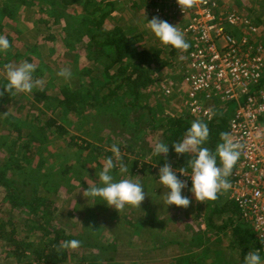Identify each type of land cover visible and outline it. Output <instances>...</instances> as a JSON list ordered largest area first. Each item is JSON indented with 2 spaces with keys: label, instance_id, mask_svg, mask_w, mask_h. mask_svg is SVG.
<instances>
[{
  "label": "rangeland",
  "instance_id": "rangeland-1",
  "mask_svg": "<svg viewBox=\"0 0 264 264\" xmlns=\"http://www.w3.org/2000/svg\"><path fill=\"white\" fill-rule=\"evenodd\" d=\"M4 1L0 0V8ZM25 1L30 3L22 4L18 12L20 28L11 29L8 22L0 16V35L6 37V29H11L8 34V39L11 40L9 56L0 55V80H5V64L28 62L24 57L21 58L26 50L31 49L33 54L37 52L40 56L31 57V60L35 64L43 61L44 65L40 74H34V79L41 83L33 89L32 94H16L14 102L6 106L0 103V136L8 138L9 135L4 146H1L0 140V169L4 164L2 155H5L8 147L11 151L16 139L15 133L3 129L5 116L10 115L23 122L29 110L37 115L38 105L32 110L33 103H30L34 94L41 91L43 94H55L58 86L59 90H66L61 91V96L57 95L61 98L57 103L59 114L56 115V118L59 116L57 124L64 129L66 135L62 136L63 138L59 134L51 135L48 147H41L40 151L29 159L30 162L22 163L33 172L41 159L49 161L48 156L52 155L55 164L62 168L47 171L51 172L50 175L54 174L47 178L50 184L48 194L44 192L46 188L37 185L38 181L26 186L25 179L17 177L14 181L20 184L19 189L26 191L23 201L5 199L4 189L0 187V217L18 227L12 234L13 240L33 242L36 247L43 244L41 229L26 239L28 231L32 230L31 213L28 214L31 206L23 207L22 212L19 207L28 204L24 203L26 201L36 204L34 201L37 198H44L50 205L52 214L41 223L46 227L51 226V238L56 237L57 233H63L59 240L63 244L67 240L80 241L76 249H67L69 259L66 264H89L88 261L91 260L96 264H239L241 253L232 237L231 229H216L227 224L226 217L213 215V227L205 222L206 210H212L209 207L212 201H196L189 191L190 187H185L182 195L190 200L187 208L164 205L165 190L155 179L160 167L154 162L158 161V158L162 159L164 154L159 157L153 154L155 144L160 142L161 137L157 132L150 131V122L153 120L158 125L164 116L159 112L154 119L145 115L143 107L150 109V98L143 94L136 104L129 93L124 95L121 90L118 96L108 100L106 104L102 101L100 89L106 84L104 71L109 59L105 56L99 57V50L90 45L92 40L89 35L91 32L95 34L98 24L89 23L90 20L97 21L95 17L99 13L94 11L99 6H102L103 11H108L110 7H105L106 3L114 4L111 16L101 28L103 31H111L117 26L127 35L140 38L137 47L140 45L149 50H163L166 46L157 41L146 23L155 16V4H152L151 0H90L86 11L80 3L65 9L59 3L55 5L59 0H50V3L47 0ZM228 4L233 5L231 8L235 9V12H242L249 17L252 25L257 28L259 35L256 44L263 48L264 57V0H225V6ZM64 15L67 21L61 18ZM166 49L168 52L167 47ZM45 66L47 69L43 71ZM65 68L73 73L68 82L57 76V73ZM169 69L171 68L165 71L170 74H163L166 79L162 77V72L161 77H158L161 86L162 83L169 82L173 85L171 79L167 78L173 74ZM156 70L157 68H154L152 74L160 76L155 75ZM2 88L4 89L0 84V90ZM0 92L1 95L2 90ZM60 101L65 102L63 106H60ZM213 101L211 100L210 109L216 114L221 110L214 107ZM39 106L41 107V104ZM175 108L183 116L187 114L183 101ZM69 139L73 140L68 141ZM113 144L119 146L121 159L129 167V175L140 180L146 194L138 207L126 206L119 212L105 206L103 202L88 201L83 195L88 187L93 186L92 182L97 180L96 173L101 170L104 159L113 155L110 151ZM75 145L80 147L79 150H70ZM63 146L67 149L59 151L58 148ZM12 150L17 152L14 157L19 159L22 153L21 143ZM133 162L139 163L137 168L132 166ZM143 165H151L150 171H146ZM46 168L47 166H44L42 169L46 171ZM117 178H126V175H119ZM218 198L219 201L222 198L225 202L230 200L228 192L219 194ZM15 201L22 204L19 205V202L13 205ZM144 220H149L151 229L144 225ZM238 223L236 218L237 226ZM200 234H205L206 242L204 236V242L199 240ZM199 242L202 243L200 246L197 245ZM9 251L8 246L0 248V264H20ZM82 257L87 259V262L82 261Z\"/></svg>",
  "mask_w": 264,
  "mask_h": 264
},
{
  "label": "trees",
  "instance_id": "trees-1",
  "mask_svg": "<svg viewBox=\"0 0 264 264\" xmlns=\"http://www.w3.org/2000/svg\"><path fill=\"white\" fill-rule=\"evenodd\" d=\"M45 0H43L44 2ZM50 3V0H47ZM90 0H59L55 5H61L62 8H68L71 5H74L75 3H80L83 7V10L88 8ZM130 1V0H128ZM152 4H155L153 10L154 15L156 17H159L161 20L167 21L169 24L176 25L178 20L176 17L168 16L166 13L161 14V16L157 15L155 12L156 9L163 7L161 6L162 1L160 0H151ZM30 2H26L25 0H5L2 8H0V16L4 20L8 22V26L11 29L20 28L19 26V20H18V12L22 8V4H28ZM133 4V3H132ZM110 7V9L107 11L102 10V6H99L96 11L99 15L95 20H90L89 23H92L93 25L97 24L95 34L89 35L90 39L92 40V44H90L95 50H99L97 52L99 57L105 56L109 59V64L105 67L104 71V77L106 80V84L103 85V87L100 89L102 93V101L103 103H107L108 100L118 96L119 92L122 90L123 94L126 95V93L130 94L131 99L133 102L135 101L136 104L138 102V98L140 97V92L142 93L147 88H152L155 86H158V83H155L157 79H153L150 75V72L154 68L159 69H166L168 66V63L166 59H168V54H165L164 50H161L159 48H155V50H149L146 47L140 46L137 47L138 43H140V38H137L135 36L127 35L121 28L115 26L111 31H103L101 28L107 18L111 16V13L114 9V4L112 3H106L105 7ZM233 5L228 4L225 6L223 5L224 11H230L235 10L231 8ZM44 8V6H43ZM94 14V13H93ZM242 15L246 16L241 12ZM92 15V14H89ZM164 15V16H163ZM247 17V16H246ZM63 20H66V16H61ZM174 18V19H172ZM249 18V17H247ZM87 22V20H86ZM67 27V24L65 23V27ZM11 29H6V38L8 39V34ZM65 30V29H64ZM16 32V31H14ZM5 33V32H4ZM9 40V39H8ZM9 43H11V40H9ZM78 44H80L78 42ZM94 45V46H93ZM36 52V51H35ZM7 57L9 56V51L5 54ZM38 57L40 56L37 52L36 54H33V51L30 49L26 50L21 56L28 60L29 63H32L35 66V75L40 74V71H42V68L44 65L43 61H40L39 64H35L34 61L31 60V57ZM39 59V58H36ZM47 67L45 66V71ZM168 70V69H167ZM0 84L4 87V83H6V80H0ZM51 84L49 85V89H51ZM59 87V86H58ZM56 89L55 94H49L44 93L43 91L38 92L37 94H34L32 97V100L30 103L32 104V110L36 109V104L38 105V114L34 115L29 112L26 114V121H17L15 118H12L10 115L5 116V121L3 126L4 130L7 132H12L16 134V139L14 142L13 147L11 148V151L9 150V147H5L6 152L5 155H2V158L4 160V164L2 168L0 169V187H3L4 189V195L5 199H12V200H20L23 201V197L26 191L23 189H19V183L14 181V178L17 177L18 179L23 178L25 179L24 185L28 184H36L41 185L42 188H46L44 192L48 194L50 184L48 183L47 179L48 177L53 176L54 174L50 175L52 170H56L62 167H59L55 164L53 161L52 155H49L48 158L49 161L46 159H41L39 164L37 165V168L35 171H31L22 164L23 162H30L29 159H31L38 151H40L41 147H48L50 144L49 137L53 134H59L61 138L62 136H65L66 133L64 129L57 124V117L59 113L57 112L58 105L57 103L60 100V96L63 94L62 92L66 90L62 89ZM160 87V86H158ZM2 94L0 95V103H2L4 106L11 104L14 102L15 95L16 94H8L4 91L2 88ZM0 90V91H1ZM59 91V92H58ZM62 91V92H61ZM1 93V92H0ZM36 93V92H35ZM100 93V95H101ZM60 94V96L57 97V95ZM145 94V93H143ZM65 102L60 101V106H63ZM41 104V107L39 106ZM2 105V107H3ZM40 107V108H39ZM43 108V109H42ZM231 105H228L226 107V114L230 112ZM143 110L145 111V115L148 118H152L153 112L151 109H148L146 106L143 107ZM63 111V109L61 110ZM178 117V118H171V119H165V121L161 122L160 124H156L153 120L150 122L151 127L150 131L153 133H156L161 137L160 142L169 143L168 144V153L166 156L162 159L158 158V161H154L157 163L159 167L163 166L165 163L171 165L174 170H181L182 168H185L187 166V161L192 157L190 154H185V156L181 154H176L172 149V144L175 142L180 141L185 131L188 127H190L191 123L193 122L192 119L186 116V118ZM18 122V123H17ZM202 122V121H201ZM205 123V122H203ZM207 124V123H206ZM209 129V137H208V146L210 149H214L215 145L219 142V137L222 132H226V124L225 120H213L209 124H207ZM2 130V129H1ZM11 134V133H10ZM9 138V135H8ZM6 136L1 135V146H4L6 144V140L8 139ZM73 140L69 139L68 141ZM21 143V149L22 153L18 152V154L21 155V157L15 158L16 151L13 152V148L18 144ZM88 146H86L87 148ZM79 146H74V148L70 150L78 151ZM64 149H67L66 146L59 147L58 150L62 151ZM109 155V154H108ZM58 156H60V153L58 152ZM52 157V158H51ZM159 157V156H158ZM172 158V160H170ZM47 166L46 171L42 168L44 166ZM139 163L133 162V167L137 168ZM43 166V167H42ZM141 166V165H140ZM139 166V167H140ZM145 167L146 171H150L151 165H143ZM140 169V168H138ZM51 172H47L50 171ZM136 171V170H135ZM133 172V171H132ZM141 172V170H140ZM144 173V172H143ZM38 175V176H37ZM50 175V176H49ZM35 179V180H34ZM49 187V188H48ZM21 195V196H20ZM45 195V194H44ZM47 196V195H45ZM223 198L219 201V198L212 201V203L209 204V207L212 208L211 211H207L206 209V223L209 224L210 227L212 226L211 218L213 215H218V217L225 216L227 224L223 227L216 228L217 230L225 229L226 227H229L232 231V237L234 238V241L238 244V249L241 253V258L251 249L259 248V245L256 243L254 239V235L251 232L250 229L244 227V225L240 222L237 208L231 202L230 200L225 202ZM6 201V200H5ZM20 201H15L13 205L19 204ZM10 202V201H9ZM34 203L24 202L28 203L26 205H23L22 202H20L19 205L22 204L19 207V210L22 212L23 207L31 206V210L28 212L31 217L30 221V231H28V234L26 235V239L28 236H31V234L35 231L42 230L41 234V241L43 244L41 246L37 245L32 242H26L23 239L14 241L13 238L15 230L18 228L16 225L14 226L10 222L2 219L0 217V248L3 246H8L10 249V253L15 257L17 260V263L20 264H66V262L69 259L68 255V248L63 247V243H61L59 240L63 236L62 234L57 233L56 237H52V233H50L51 229L49 227H46L45 224H42L41 222L50 216L52 212L50 211V205L47 204L44 201V198H37ZM221 203V204H220ZM220 204V206H219ZM36 208H34V207ZM210 213V214H209ZM200 214V213H199ZM201 217V215H199ZM238 219L239 223L238 226L235 224V219ZM42 219V220H40ZM41 223L40 225H38ZM144 225L147 226L148 229H151L149 220L143 221ZM240 224V225H239ZM50 229V230H49ZM40 232V231H39ZM205 235V234H204ZM203 234H200V239L204 242V236ZM204 236V238H203ZM65 237L63 238V240ZM193 243V241H191ZM206 242V238H205ZM202 243H198L197 245H201ZM234 247H236L234 245ZM29 252V255H27ZM83 258V257H82ZM82 261L87 262V259L83 258ZM88 261L89 264H96L95 262Z\"/></svg>",
  "mask_w": 264,
  "mask_h": 264
},
{
  "label": "built area",
  "instance_id": "built-area-1",
  "mask_svg": "<svg viewBox=\"0 0 264 264\" xmlns=\"http://www.w3.org/2000/svg\"><path fill=\"white\" fill-rule=\"evenodd\" d=\"M162 3L166 9L155 12L176 17V27L190 45L180 51L187 117L208 123L215 115L211 100H218L222 110L231 105L227 133L243 148L230 176L228 195L260 248L264 240V57L263 48L256 44L258 30L241 13L224 11L225 0H192L190 6L182 0ZM169 86L161 89L162 101L172 96ZM177 176L190 187L187 177L179 172Z\"/></svg>",
  "mask_w": 264,
  "mask_h": 264
},
{
  "label": "clouds",
  "instance_id": "clouds-1",
  "mask_svg": "<svg viewBox=\"0 0 264 264\" xmlns=\"http://www.w3.org/2000/svg\"><path fill=\"white\" fill-rule=\"evenodd\" d=\"M182 2L190 6L192 0H182ZM146 23L159 43L182 52L189 49V43L176 25L169 24L156 16L147 20ZM9 49V40L0 35V55L6 54ZM35 70V66L27 61L5 64L4 91L8 94H32L33 89L41 83L34 79ZM57 76L68 82L72 79L73 73L65 68L60 70ZM208 137L207 124L195 120L187 128L183 138L172 144V149L176 154L185 156L191 153L193 155L187 161V166L180 171L174 170L167 163L159 168L155 179L165 190L163 203L166 207L174 205L187 208L190 204V200L182 195L185 182L177 176V172L190 180L189 191L198 202L214 201L219 194L226 193L232 188L229 177L240 158L243 145L235 142L229 133L222 132L215 148L210 149L206 146ZM168 144L156 143L153 154L166 156L169 150ZM110 151L113 155L104 159L101 170L98 174L96 173L97 180L92 182L93 186L88 187L83 195L88 201L103 202L105 206L117 212L123 211L126 206L138 207L146 195L143 184L140 180L133 179L134 176L129 175V167L121 159L119 146L113 144ZM119 175H126V178L118 179ZM261 244L260 248L249 250L239 264H264V240H261ZM79 245L80 241L73 239L65 241L63 247L76 249Z\"/></svg>",
  "mask_w": 264,
  "mask_h": 264
},
{
  "label": "crops",
  "instance_id": "crops-1",
  "mask_svg": "<svg viewBox=\"0 0 264 264\" xmlns=\"http://www.w3.org/2000/svg\"><path fill=\"white\" fill-rule=\"evenodd\" d=\"M161 6L164 9H166V6L163 3L161 4ZM166 15H168V14H166ZM168 16H172V15H168ZM172 19H174V18H172ZM237 31H238V29H237ZM166 47L168 48V52H167ZM166 47L163 50L165 51V54H168V59H166L168 66L166 67V69H159L158 68L155 71V75L160 74V76H154L153 75L154 73L152 74V71L150 72V74H151L150 76L153 79H157V81L155 83H158V86H160V87L155 86L152 88L145 89L142 93L140 92L141 95H143V93H145V95L148 98H150L151 104L149 107L153 112L152 119H154V117H156L157 112H159L160 115L164 116L163 121H165V119L186 117L187 116V114L185 112H184L185 116H183L182 113H179V111L175 108L176 106L181 105V103L184 99V96H185V86H184V82L182 79V73H183V70L185 68L184 60H183V54H181L179 50L171 48L170 46H166ZM168 68H171L169 70L171 73H173L169 77H167V78H170L171 81L173 82V85L171 82H169V84H168V85H170L169 87L173 90V93H172V96H170V95L168 96L170 99H166L165 101H162V95H161L162 90L161 89H162V86L166 85L167 83L166 84L162 83V86H161L159 84L160 81L158 80V77H161V72H162V77H164L166 79V76L163 74L169 73V72L165 71ZM162 70H164L165 72ZM174 88H176V89H174ZM214 101H215L214 107L220 108L219 107V101L216 99H214ZM220 110L221 111L216 112L213 119L223 120V121L225 120L226 132H227V126H228L227 120L229 117V113L226 114V111L222 110L221 108H220ZM209 123L210 122H208L207 124H209ZM206 146L209 147L208 142H207ZM229 180H230V177H229Z\"/></svg>",
  "mask_w": 264,
  "mask_h": 264
}]
</instances>
